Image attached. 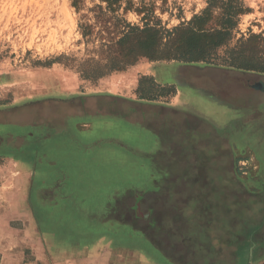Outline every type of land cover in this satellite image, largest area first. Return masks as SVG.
<instances>
[{"label": "rangeland", "instance_id": "374dc122", "mask_svg": "<svg viewBox=\"0 0 264 264\" xmlns=\"http://www.w3.org/2000/svg\"><path fill=\"white\" fill-rule=\"evenodd\" d=\"M129 1V22L168 28L207 6ZM245 1L219 60L264 38V0ZM93 6L0 0V264H249L264 242V93L251 86L264 74L141 58L85 79L80 64L102 55L81 29ZM177 68L219 99L179 86ZM143 76L174 91L140 100Z\"/></svg>", "mask_w": 264, "mask_h": 264}, {"label": "trees", "instance_id": "16d2710c", "mask_svg": "<svg viewBox=\"0 0 264 264\" xmlns=\"http://www.w3.org/2000/svg\"><path fill=\"white\" fill-rule=\"evenodd\" d=\"M90 1L94 3L90 10L96 11V22L82 24V34L89 39L94 35L99 38L102 55L80 64L79 72L85 79L97 81L127 69L141 58L153 62L204 63L264 74V38L254 33L240 38L219 60V48L234 38L233 30L241 16L251 11L245 0H207L201 13L172 28L162 25L160 18L150 22L145 17L143 26L129 22L124 17L132 10L129 0ZM72 5L77 10L83 9L86 0H72ZM142 9L135 11L142 12ZM173 87L143 76L137 89L138 99L156 100L155 91H171Z\"/></svg>", "mask_w": 264, "mask_h": 264}, {"label": "crops", "instance_id": "0c3cea01", "mask_svg": "<svg viewBox=\"0 0 264 264\" xmlns=\"http://www.w3.org/2000/svg\"><path fill=\"white\" fill-rule=\"evenodd\" d=\"M176 77V76H175ZM112 83H113V88L114 89H117L118 88V81L116 78H113L112 80ZM181 86V85H179ZM237 106V105H236ZM8 107L7 106H4V105H0V111L4 110V109H7ZM238 108L240 109H244L245 107H241V106H238ZM7 120H3V119H0V122H5ZM20 143V142H19ZM20 169V168H19ZM20 173H18V175H25V171L26 169L25 168H21L20 170H18ZM23 177V176H22ZM24 178V177H23ZM22 181V180H21ZM24 181V179H23ZM0 202H4V199L3 198H0ZM1 207V206H0ZM257 237L259 239H261V242L264 241V232H261L259 234H257ZM254 248V247H253ZM255 250H257V254L254 255L255 253ZM253 252V258L250 260V263L249 264H264V242L261 244V246H259L258 248H254L252 250ZM80 253V252H79ZM229 255V256H228ZM227 256L230 257V254L227 253ZM255 256V257H254ZM114 258L112 260H109L108 264H146V261L144 260H140V261H128L127 259H121L118 258V254L116 256H113ZM74 262V261H73Z\"/></svg>", "mask_w": 264, "mask_h": 264}, {"label": "flooded vegetation", "instance_id": "af4514ba", "mask_svg": "<svg viewBox=\"0 0 264 264\" xmlns=\"http://www.w3.org/2000/svg\"><path fill=\"white\" fill-rule=\"evenodd\" d=\"M179 68H177L176 70H175V74H173V78H174V80L178 83V80L176 79V75H177V70H178ZM180 81V80H179ZM179 85H182V86H187V87H191V88H193V89H199V87H197V86H195L192 82H190V81H188V80H185V81H183V82H179L178 83ZM252 86V88H254L253 90H258V91H260V92H263L264 93V85H262V83H256V84H254V85H251ZM237 95H239V94H237ZM209 98H212V99H214L213 97H211V96H208Z\"/></svg>", "mask_w": 264, "mask_h": 264}, {"label": "water", "instance_id": "95a60500", "mask_svg": "<svg viewBox=\"0 0 264 264\" xmlns=\"http://www.w3.org/2000/svg\"><path fill=\"white\" fill-rule=\"evenodd\" d=\"M181 66H183V65H181ZM180 66V67H181ZM176 79L178 80V82H180L179 81V77L176 75ZM264 84V83H263ZM199 90L201 91V93H203L204 95H207V96H211V97H213L214 99H219V97H217V96H213L209 91H206V90H204V89H202V88H199ZM223 102L224 103H226V104H229V105H234V106H236L235 104H233V103H231V102H229V101H225V100H223ZM237 107V106H236Z\"/></svg>", "mask_w": 264, "mask_h": 264}]
</instances>
